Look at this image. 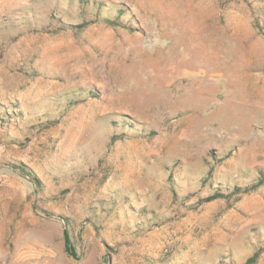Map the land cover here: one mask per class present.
I'll return each instance as SVG.
<instances>
[{"label": "rangeland", "instance_id": "rangeland-1", "mask_svg": "<svg viewBox=\"0 0 264 264\" xmlns=\"http://www.w3.org/2000/svg\"><path fill=\"white\" fill-rule=\"evenodd\" d=\"M263 171L264 0H0V264H264Z\"/></svg>", "mask_w": 264, "mask_h": 264}, {"label": "trees", "instance_id": "trees-1", "mask_svg": "<svg viewBox=\"0 0 264 264\" xmlns=\"http://www.w3.org/2000/svg\"><path fill=\"white\" fill-rule=\"evenodd\" d=\"M21 169H22V171H23L24 173H26V172L23 170V168H21ZM261 177H262V179H261L257 184H255V185H253V186H250V187H247V188H244V189H242V188H236L235 191H238L239 193H250V192H253V191L257 190L261 185L264 184V171L261 173ZM217 196H218V197H221L219 194H217ZM67 233H68V232H67ZM71 249H72V247H71V243H70V241L68 240V235H67V250L70 251ZM256 257H258V254H256L254 257H252V258L247 262V264H252V263H254Z\"/></svg>", "mask_w": 264, "mask_h": 264}]
</instances>
